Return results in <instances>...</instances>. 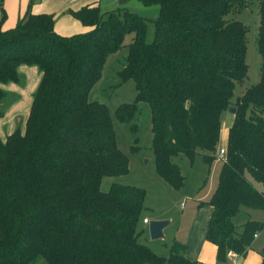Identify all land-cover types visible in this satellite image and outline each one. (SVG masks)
Segmentation results:
<instances>
[{
  "label": "trees",
  "instance_id": "1",
  "mask_svg": "<svg viewBox=\"0 0 264 264\" xmlns=\"http://www.w3.org/2000/svg\"><path fill=\"white\" fill-rule=\"evenodd\" d=\"M137 1L158 6L151 43L146 19L96 6L69 12L91 28L85 33L60 36L53 15L29 12L4 29L0 1V104L1 86L20 81V65L41 74L23 130L0 139V264H200L186 258L185 244L173 241L159 256L139 241L144 189L116 183L101 189L103 178L128 173V158L116 145L107 106L89 94L130 34L118 78L134 82L135 96L114 110L115 119L130 124L139 104L149 107L156 172L179 190L184 177L172 158L192 163L200 156L210 167L221 115L235 109L217 184L199 204L211 208L204 238L217 263L226 264L228 252L245 256L264 228L248 218L235 222L240 212L264 211V193L245 176L264 185V0H255L260 81L234 102L235 85L247 74V30L226 17L253 0Z\"/></svg>",
  "mask_w": 264,
  "mask_h": 264
},
{
  "label": "rangeland",
  "instance_id": "2",
  "mask_svg": "<svg viewBox=\"0 0 264 264\" xmlns=\"http://www.w3.org/2000/svg\"><path fill=\"white\" fill-rule=\"evenodd\" d=\"M119 1L117 0V2ZM122 1L117 4L120 7L117 9L135 13L147 20L146 42L151 43L154 38L153 21L158 16V6H143L137 0ZM226 19L242 23L247 30L245 55L247 74L242 82L235 85L232 98V102H234L248 88L260 81L262 60L257 48L260 19L257 2L253 0L250 7L240 11H232ZM132 38V34L127 35L123 43L124 46L108 58L100 80L94 85L89 94L90 101H96L107 106L116 135V145L128 158V173L124 176L103 178L101 189L107 191L112 184L116 183L145 190L146 195L141 220L146 218L151 221L164 218L172 224L165 229V239L152 241L148 235L147 225H143L141 221L139 228L143 229L144 233L139 241L155 254L167 256L173 237H175V241L185 243L194 224L201 222L205 208L199 210V202H206V197L210 192L209 189L215 188L217 184L218 174L217 169L213 165L209 168L200 156H197L192 163L184 156L174 157L172 162L178 165L181 175L184 177V186L179 190H174L158 176L155 169L154 156L151 150L152 135L150 132L149 107L144 103L139 104L138 111L130 124L121 123L115 119L114 110L121 104L131 103L135 96L134 82L129 80L121 83L118 78V72L125 66L128 44L132 41ZM36 70L39 72L38 68ZM21 82L23 84L26 81L23 79ZM31 84L33 85V83ZM5 85L8 86L9 84ZM31 96L33 98V95ZM11 98L10 94L6 95L0 104L1 111L5 112ZM230 109H227L221 115L222 136L224 128L234 116ZM130 126L136 127L135 133L130 130ZM20 128L23 130L22 127ZM131 147H137V149L132 151ZM245 176L257 191L264 193V186L255 182L248 174ZM242 211H245V209ZM248 212L252 220L264 223V211L250 210ZM244 220V212H240L235 222L240 225ZM251 247L252 251L236 260L238 263L261 264L260 259L264 253L262 251L264 250V228L258 232V238H254ZM36 264L46 263L39 259ZM226 264L232 263L227 260Z\"/></svg>",
  "mask_w": 264,
  "mask_h": 264
},
{
  "label": "crops",
  "instance_id": "3",
  "mask_svg": "<svg viewBox=\"0 0 264 264\" xmlns=\"http://www.w3.org/2000/svg\"><path fill=\"white\" fill-rule=\"evenodd\" d=\"M2 7L5 11L6 18L3 22L4 29H10L15 26L17 20L27 12L31 14H49L54 16V31L64 37H69L75 34L88 32L91 28L83 26L78 20L74 19L69 12L77 11L85 6L99 7L102 13L110 12L120 8L117 0H0ZM1 20V13H0ZM36 66L20 65L17 68L20 81L18 83H8L9 85H2L1 88L5 94L12 96L10 102L5 108L2 117H0V139H5L18 128L24 126L28 117L30 106L32 103V96L36 92L41 74L38 72ZM26 81L22 84V80ZM33 83V85L31 84ZM30 89V90H29ZM36 89V90H35ZM26 107V108H25ZM29 109V110H28ZM234 116L229 120V124L224 128L222 136V129L220 130V138L218 144L219 149H225L227 145L228 130L233 122ZM220 161H214L213 167L217 169V174L220 168ZM211 165V166H212ZM210 166V167H211ZM209 167V168H210ZM253 185V184H252ZM264 186V185H262ZM208 196L210 197L214 188L209 189ZM201 201V200H199ZM207 201V200H206ZM204 202V201H201ZM199 202V204L201 203ZM206 206V205H205ZM199 206L198 209L205 208L203 211V218L198 224H194L191 232L189 233L186 242L187 251L185 256L191 261L199 262L200 264H219L216 261V249L208 243L205 236V229L210 217L211 208L209 206ZM245 220L248 218L252 220L249 212L246 213ZM146 219V218H145ZM157 220H165L164 218H157ZM244 220V221H245ZM150 220H148L149 222ZM143 224V223H142ZM172 222H170V225ZM143 225H148L143 224ZM165 234V230H164ZM166 236V235H165ZM258 238V234L255 239ZM175 241L173 237L172 242ZM254 242V241H253ZM171 245V244H170ZM252 251V247L248 252ZM264 252V250H262ZM203 254V255H202ZM248 254V253H247ZM240 256L228 258L232 264H240L236 260ZM262 260V257L261 259ZM261 262V261H260Z\"/></svg>",
  "mask_w": 264,
  "mask_h": 264
},
{
  "label": "water",
  "instance_id": "4",
  "mask_svg": "<svg viewBox=\"0 0 264 264\" xmlns=\"http://www.w3.org/2000/svg\"><path fill=\"white\" fill-rule=\"evenodd\" d=\"M119 2H123L120 0ZM231 113H235V109H230ZM170 225L169 220H151L148 222V235L152 241L165 239L164 230Z\"/></svg>",
  "mask_w": 264,
  "mask_h": 264
},
{
  "label": "built area",
  "instance_id": "5",
  "mask_svg": "<svg viewBox=\"0 0 264 264\" xmlns=\"http://www.w3.org/2000/svg\"><path fill=\"white\" fill-rule=\"evenodd\" d=\"M225 149H219L218 150V153H217V161H221L224 157H225ZM142 223L143 224H147L148 223V220L147 219H143L142 220ZM256 236L257 235H254V238H256ZM235 256V254L234 253H232V252H228L227 253V258H231V257H234Z\"/></svg>",
  "mask_w": 264,
  "mask_h": 264
}]
</instances>
